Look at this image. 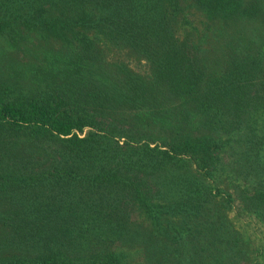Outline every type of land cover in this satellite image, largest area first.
I'll return each instance as SVG.
<instances>
[{"label": "trees", "instance_id": "16d2710c", "mask_svg": "<svg viewBox=\"0 0 264 264\" xmlns=\"http://www.w3.org/2000/svg\"><path fill=\"white\" fill-rule=\"evenodd\" d=\"M188 5L260 25L212 69ZM0 33L59 46L0 81V264H136L135 238L142 264H264L228 215L264 229V0H0Z\"/></svg>", "mask_w": 264, "mask_h": 264}, {"label": "rangeland", "instance_id": "374dc122", "mask_svg": "<svg viewBox=\"0 0 264 264\" xmlns=\"http://www.w3.org/2000/svg\"><path fill=\"white\" fill-rule=\"evenodd\" d=\"M186 13L192 23L196 25L199 30L205 32V35H203L204 39L203 41L201 40V46L204 50L203 55L206 57L207 66L212 69H217L221 64L222 56H220V52L225 53L229 48L233 47L230 43L233 41V38L237 36L235 32L238 31V34L245 36L251 34V31L260 25L257 23V20H250L246 17L221 19L215 16H208L206 13L191 5L186 7ZM31 41L34 42V44L30 45L29 49H25L24 46L20 45L10 46L5 39V35L0 33V81L10 80L23 84L33 83L38 80V78L33 75L37 67L47 66L45 62L47 55L49 53L55 54V52L59 51V46L56 42H42L35 39ZM241 41L242 39L239 42ZM245 42L246 40L243 45ZM243 45L238 44L240 48H242ZM108 55L113 58L126 60L134 69L141 70L145 68L143 59L138 60L117 51H108ZM39 73L41 74V72ZM228 215L231 217L234 225L249 236V240L251 244H253V247H255V251H257L264 262L263 226L251 215L244 214L243 212L236 213L235 207L229 210ZM146 222V220L142 221L141 226L147 225ZM129 244L130 245L126 246L129 252L138 246L139 250L133 251L130 254V258L133 262L135 261L136 264H142L141 259L143 256L147 258L151 256L150 252H145L147 249L144 248L143 243L136 240V238L130 241ZM155 262L162 264L160 260Z\"/></svg>", "mask_w": 264, "mask_h": 264}]
</instances>
